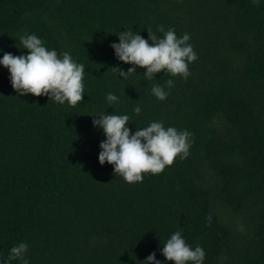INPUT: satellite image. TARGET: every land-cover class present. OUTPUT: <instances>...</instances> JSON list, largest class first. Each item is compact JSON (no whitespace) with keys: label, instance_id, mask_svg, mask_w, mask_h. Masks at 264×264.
<instances>
[{"label":"trees","instance_id":"trees-1","mask_svg":"<svg viewBox=\"0 0 264 264\" xmlns=\"http://www.w3.org/2000/svg\"><path fill=\"white\" fill-rule=\"evenodd\" d=\"M160 25L190 34L189 77H121L133 65L111 47L118 34L163 38ZM25 34L83 64L85 93L75 106L18 95L0 64V262L26 243L29 264H147L153 252L175 264L162 249L182 231L203 264H264V0H0V59L27 55ZM99 114L128 115L133 134L153 121L187 130L190 154L130 184L99 162Z\"/></svg>","mask_w":264,"mask_h":264},{"label":"clouds","instance_id":"clouds-1","mask_svg":"<svg viewBox=\"0 0 264 264\" xmlns=\"http://www.w3.org/2000/svg\"><path fill=\"white\" fill-rule=\"evenodd\" d=\"M257 4L258 0H253ZM148 39L132 30L121 31L119 43H113L117 58L133 67L124 71L116 67L118 74L127 77L140 68H146V80H151L157 73L167 70L173 76H182L187 79L191 74L189 64L198 59L193 46L189 43L190 34L185 33L178 37L175 30L164 26L157 28L163 34L160 38L151 29ZM23 48L29 50L27 55H14L6 52L0 59V64L10 71L13 88L18 95L28 93L35 96H50V99L64 104L66 101L75 106L84 99V71L83 64L76 63L70 53L65 51L49 50L44 42L35 34H25L20 37ZM151 41V43H149ZM167 88L174 87V81H166ZM152 93L163 101L170 94L165 87L155 84ZM106 99L110 104L118 101L113 93H108ZM136 114L141 112L137 106ZM93 115L94 126L103 129L106 136L100 143L99 162L114 165L115 175L119 174L128 183L142 182L145 173L159 174L166 166H171L175 159H185L190 154V137L193 135L187 130H178L175 127L165 128L163 121H153L147 127H138L133 134L126 125L131 121L128 115L99 114V119ZM209 221L211 217H208ZM28 251L26 243L13 246L6 261L0 264H10L13 260H23ZM163 255L168 261L175 264H203L205 250L197 245L194 249L186 243L182 231H176L164 243ZM147 264H162L156 259V253H151L145 260Z\"/></svg>","mask_w":264,"mask_h":264}]
</instances>
